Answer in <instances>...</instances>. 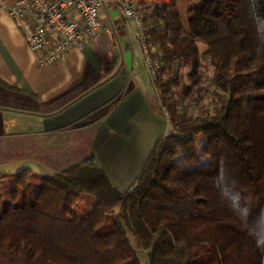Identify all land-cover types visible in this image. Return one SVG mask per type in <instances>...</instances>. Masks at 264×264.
Instances as JSON below:
<instances>
[{
  "label": "trees",
  "instance_id": "obj_1",
  "mask_svg": "<svg viewBox=\"0 0 264 264\" xmlns=\"http://www.w3.org/2000/svg\"><path fill=\"white\" fill-rule=\"evenodd\" d=\"M139 10L170 131L124 191L94 154L0 172V264H264V0H187L185 25L177 0Z\"/></svg>",
  "mask_w": 264,
  "mask_h": 264
},
{
  "label": "crops",
  "instance_id": "obj_2",
  "mask_svg": "<svg viewBox=\"0 0 264 264\" xmlns=\"http://www.w3.org/2000/svg\"><path fill=\"white\" fill-rule=\"evenodd\" d=\"M16 1L0 0V171L52 169L45 158L72 148L94 154L111 184L126 190L155 140L171 129L134 21L107 5L96 41L71 48L56 66H41L8 13ZM135 1L140 7L148 0ZM186 4L177 0L183 25Z\"/></svg>",
  "mask_w": 264,
  "mask_h": 264
},
{
  "label": "built area",
  "instance_id": "obj_3",
  "mask_svg": "<svg viewBox=\"0 0 264 264\" xmlns=\"http://www.w3.org/2000/svg\"><path fill=\"white\" fill-rule=\"evenodd\" d=\"M107 5H114L125 18L134 21V37L152 80L159 62L150 54L148 28L135 0H17L9 6L8 13L39 64L52 67L71 48H81L98 39L103 28L101 10Z\"/></svg>",
  "mask_w": 264,
  "mask_h": 264
},
{
  "label": "rangeland",
  "instance_id": "obj_4",
  "mask_svg": "<svg viewBox=\"0 0 264 264\" xmlns=\"http://www.w3.org/2000/svg\"><path fill=\"white\" fill-rule=\"evenodd\" d=\"M198 44H199L200 50L204 51L205 45L202 42H200V41L198 42ZM201 61H202V65H203V68H204L203 69L204 70V74H205L204 78L208 79V81H209V77L211 75V67L208 64L209 63L208 59L206 57H204L203 53H202ZM173 71H175V68L173 69ZM186 73H187V68L181 67L178 70L179 83L180 84L185 81L184 78H186ZM147 74H148V72H147ZM204 84H206L205 81H204ZM211 90H212V88H210L209 91L203 95L202 99L197 103L198 105H196L194 107L195 108L193 110L194 115H199L202 112L203 109L206 110V111H209V112H211L213 110V108H214V104L213 103L214 102L212 100ZM249 106H250V102L246 101V103H245V111H248ZM198 140H199V137H198ZM198 144L200 146H202L201 142H199ZM85 156L86 155H76V153H73V150L71 148V149H67L66 150V155L61 157L60 159L58 157H56V156L55 157L50 156L48 158H45L46 159V163L52 169L46 170V169H42L41 167H39V169H37V168H35V166L31 167V169L36 171V172H39V173L54 174V173L60 171L61 169H63L64 167H66L67 163L70 165V164L74 163L75 161H78V160L84 158ZM21 157H18L19 159L21 158L20 161L24 160V159H27V158H25L23 156H21ZM1 158H6V157L3 156ZM13 162H14V160H13ZM22 167H24V166L22 165ZM22 167L21 166L20 167H12L11 171H5V172H17Z\"/></svg>",
  "mask_w": 264,
  "mask_h": 264
}]
</instances>
